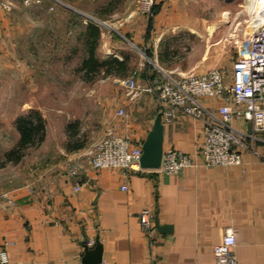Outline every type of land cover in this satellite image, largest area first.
I'll return each instance as SVG.
<instances>
[{
  "label": "crops",
  "instance_id": "0c3cea01",
  "mask_svg": "<svg viewBox=\"0 0 264 264\" xmlns=\"http://www.w3.org/2000/svg\"><path fill=\"white\" fill-rule=\"evenodd\" d=\"M170 2L158 0L150 14L129 13V20L136 17L135 26L126 25L124 29L130 32L133 45L153 52V73L145 77L146 83L153 82L160 70H179L182 61L190 58L187 55L192 49L180 54L177 42L163 39L175 28L172 24L162 27L163 14L174 11L173 7L168 9ZM202 17L206 23L209 16ZM211 28L209 35L216 31ZM102 36L101 41H105L106 35ZM127 55L121 52L117 58L122 61ZM207 55L206 50L202 61ZM200 63L201 60L180 69L200 75L213 70ZM229 69L224 71L230 82L232 68ZM111 77L127 78L107 76ZM147 99L154 106L152 99ZM122 100L132 107L141 99L125 96ZM199 101L211 115L218 116L219 101ZM156 108L154 119L150 113L141 121L131 115L121 119L118 132H131L133 144L143 145L161 114L155 98ZM147 109L151 110L144 104L140 107ZM233 127L252 132L249 124L238 120ZM203 139L202 126L185 116L164 125V151L174 148L193 156ZM244 141L247 145L242 148L239 165L208 168L200 164L172 175L155 171L132 174L128 191L121 188L125 179L119 170L89 171L78 178L70 177L66 161L75 154L65 151V142L56 153L58 162L43 167L37 178L32 174L25 183L5 189L14 200L12 207L0 202V243L7 250L8 264H82L90 241H99L103 247L101 264H214V247L228 229L236 238L234 253L238 264H264V133L256 139L245 137ZM76 179L83 184L78 193L73 190ZM144 209L153 214L157 231L153 239L141 227L140 214ZM157 222L169 230H159Z\"/></svg>",
  "mask_w": 264,
  "mask_h": 264
},
{
  "label": "rangeland",
  "instance_id": "374dc122",
  "mask_svg": "<svg viewBox=\"0 0 264 264\" xmlns=\"http://www.w3.org/2000/svg\"><path fill=\"white\" fill-rule=\"evenodd\" d=\"M251 2L171 0L172 6L168 9L173 7L174 11L163 14L162 27L172 24L175 28L163 39L177 42L180 54L193 50L179 70L171 71L188 74L180 68L200 60L202 66L213 70L227 71V67L233 66L250 30L252 7L256 15L264 13V0L253 1V6ZM131 12L143 13L137 0H0L1 193L7 194L6 188L25 183L32 174L37 178L43 167L58 162L56 153L67 142L66 129L71 123L80 122V133L86 137L82 151H86L109 134L129 133L118 132L117 127L122 123L117 115L119 108H124L128 117L131 115L137 121L146 119L148 113L155 118L158 112L155 94L141 96L137 99H141L139 104L132 107L122 100L127 96L125 79L133 77L142 86L146 84L145 77L153 73V52L133 45L130 32L124 31L126 25L135 26L136 17L128 19ZM205 14L209 16L206 23L202 17ZM172 17L174 21H168ZM90 22L100 27L101 37L106 35L98 48L101 59L120 57L121 52L131 57L130 64L135 71L127 78L108 79L101 74L86 81L78 72L84 56L80 37ZM210 28L216 31L209 35ZM189 29L194 32L190 33ZM159 36L160 33L156 37ZM206 50L208 55L202 61ZM147 98L152 99L154 106H150ZM143 104L151 110H140ZM32 112H38L45 121L44 141L26 150L19 162H6V154L20 140L17 119Z\"/></svg>",
  "mask_w": 264,
  "mask_h": 264
},
{
  "label": "built area",
  "instance_id": "2783aa9c",
  "mask_svg": "<svg viewBox=\"0 0 264 264\" xmlns=\"http://www.w3.org/2000/svg\"><path fill=\"white\" fill-rule=\"evenodd\" d=\"M157 1L137 0V3L143 13H151ZM254 8L252 7L250 14V30L246 33L242 50L232 66L230 82L228 73L220 69L201 75L160 70V75L153 82L142 86L133 77L123 81L126 95L131 100H137L145 93L155 94L164 125L168 126L185 116L192 123L202 126L204 139L193 156L171 148L164 151L159 169H143V145L133 144L131 132L125 135L113 133L95 142L86 151H75V156L67 164L68 175L78 178L81 173L89 171L119 170L125 179L121 188L128 191L132 174L155 171L172 175L186 167L200 164L208 168L241 164V151L247 145L244 138L256 139L259 133H264V13L256 15ZM203 98L219 101L218 116L211 115L201 104L199 99ZM117 115L120 119L128 117L124 108H119ZM235 120L249 124L252 132L245 133L234 128ZM82 188L83 184L76 179L74 192L78 193ZM0 202H5L8 207L14 205L10 195L1 193V190ZM152 218L153 214L149 209H144L140 214L142 230L150 239L157 232ZM88 245L92 247L94 242L90 241ZM235 246V235L228 229L221 242L214 247V264H238ZM8 261L7 250L0 243V264H8Z\"/></svg>",
  "mask_w": 264,
  "mask_h": 264
},
{
  "label": "trees",
  "instance_id": "16d2710c",
  "mask_svg": "<svg viewBox=\"0 0 264 264\" xmlns=\"http://www.w3.org/2000/svg\"><path fill=\"white\" fill-rule=\"evenodd\" d=\"M100 40V27L95 23H88L80 37V41L83 44L84 56L78 72L82 74V78L86 81H91L101 74L106 77H127L133 73L129 55L125 56L122 61L115 57L101 59L98 55ZM16 125L20 133V140L17 146L6 154V162H19L26 150L40 145L45 138V121L38 112H32L29 115L18 118ZM66 131L68 139L65 143V149L68 152H75L85 148L86 137L80 133V122L77 121L69 124Z\"/></svg>",
  "mask_w": 264,
  "mask_h": 264
},
{
  "label": "water",
  "instance_id": "95a60500",
  "mask_svg": "<svg viewBox=\"0 0 264 264\" xmlns=\"http://www.w3.org/2000/svg\"><path fill=\"white\" fill-rule=\"evenodd\" d=\"M164 125L162 122V115L159 114L154 122L153 128L149 133L145 143L143 144V155L141 158V166L143 169L157 170L161 167L164 148ZM157 228L163 229L157 222ZM103 262V247L97 241L93 247L85 246L82 257V264H101Z\"/></svg>",
  "mask_w": 264,
  "mask_h": 264
},
{
  "label": "bare ground",
  "instance_id": "6f19581e",
  "mask_svg": "<svg viewBox=\"0 0 264 264\" xmlns=\"http://www.w3.org/2000/svg\"><path fill=\"white\" fill-rule=\"evenodd\" d=\"M252 1V3H253V1L255 2V0H251ZM253 5V4H252ZM263 6V5H262ZM262 6H261V8H262ZM259 8V7H258Z\"/></svg>",
  "mask_w": 264,
  "mask_h": 264
}]
</instances>
